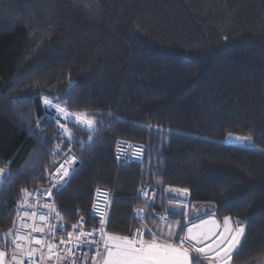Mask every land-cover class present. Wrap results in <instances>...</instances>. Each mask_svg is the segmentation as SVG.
Wrapping results in <instances>:
<instances>
[{
	"label": "trees",
	"instance_id": "1",
	"mask_svg": "<svg viewBox=\"0 0 264 264\" xmlns=\"http://www.w3.org/2000/svg\"><path fill=\"white\" fill-rule=\"evenodd\" d=\"M45 96L93 114L94 138L69 123L62 139ZM119 139L144 144L145 160L120 164ZM66 154L76 166L56 194L64 223L89 217L105 186L109 231L130 234L137 206L150 228L166 211L177 225L227 216L246 230L235 264H263L264 0H0V249L20 190L45 189ZM145 182L151 203L137 197ZM173 201L202 213L171 212Z\"/></svg>",
	"mask_w": 264,
	"mask_h": 264
},
{
	"label": "snow or ice",
	"instance_id": "2",
	"mask_svg": "<svg viewBox=\"0 0 264 264\" xmlns=\"http://www.w3.org/2000/svg\"><path fill=\"white\" fill-rule=\"evenodd\" d=\"M71 84V81H69ZM45 110L50 114L55 113V123L58 125V133L61 138H67L70 143L73 139V132L68 127L69 123L78 126L82 130L89 133V140L94 137L91 133L95 132L97 127L102 123L93 118V114L89 112H73L70 111L65 105L67 101H61L58 97L50 99L45 96L42 98ZM63 119V123L61 122ZM37 120V125L40 123ZM240 142H249L251 137H231ZM57 150L60 145H57ZM76 158L66 154L63 163L55 167L54 172H50L47 176L49 187L39 190V194L52 196V189L60 187L70 176ZM55 165V160L52 161ZM7 173L4 168H0V177L7 178ZM23 193V200L21 203H27L28 198L32 196L26 188L20 190ZM99 191V189H97ZM169 191L175 193H187L188 189L170 188ZM142 195L147 197L148 192L141 190ZM107 195V193H105ZM48 209V213L40 214L38 219L44 222L45 226L37 224L24 223V217H36L37 213H29L25 211L23 216L18 213V219L21 221L20 227L30 229L29 233L20 234L16 225L9 229L4 236L14 237L12 244L14 245L13 253L11 256V264H25V258L31 264L33 257L36 253H40L41 261L45 259L43 249L46 247L48 250L47 258L51 260L55 255L56 259H63L59 256L57 249L60 245H65L66 241L61 238L59 245L54 243L51 239L36 238L31 236V233H44L46 236L50 233L55 235V225L47 224V220L51 214H55L56 218L62 219L59 212L56 211L55 205L45 203L43 205ZM108 203L105 202V210L101 211L94 203L93 208L99 211L100 228L94 229L92 232H85L83 229V217H80V224H73L71 227L77 231L75 239L81 241L85 246H95V255L92 257V264H231L234 254L238 255L243 247V242L246 239L245 225L239 220L234 221L235 227L230 226V218L224 217V229L219 230V226L215 220H202L199 225L193 224L192 227L186 225H178L181 229L187 227V231L183 234L178 233L175 229L169 227L167 231L156 228L153 230L147 224H141L140 228L135 229L131 235H120L109 233L105 230L106 225V209ZM143 210H137L136 218L143 219L141 215ZM164 220V217L160 218ZM211 225V227H205ZM98 232L99 239H96L94 233ZM145 232L149 233V238L145 239ZM67 236L69 242L73 238V233L68 232ZM39 245L40 247H33L32 244ZM64 252L73 254L74 250H80V244H75L72 247H65L62 249ZM19 253V255H17ZM8 253L0 250V264H5ZM82 254L81 259H84ZM72 264H77L75 258ZM86 264V261H85Z\"/></svg>",
	"mask_w": 264,
	"mask_h": 264
},
{
	"label": "built area",
	"instance_id": "3",
	"mask_svg": "<svg viewBox=\"0 0 264 264\" xmlns=\"http://www.w3.org/2000/svg\"><path fill=\"white\" fill-rule=\"evenodd\" d=\"M146 152H147V148L144 144L119 139V140H116V142H115L113 156L120 164L125 165V164H129V163H141V162H143L145 160V157H146ZM49 186L50 185H49V181H48L46 188ZM60 187L52 189V196H50V197L47 195H41L39 193L35 194L34 198L31 200L30 207H27V205L25 203H22L17 208L14 224L16 225V228L19 230L20 234H26V233L30 232V229L20 227L21 221L18 219V213L20 216H23V213L25 211H27L29 213L36 212L37 216L32 217V218L24 217V223L37 224V225H41V226L46 227L44 222H41L38 219V217L40 214L48 213V209L43 206L45 203H48L50 205L54 204L55 208H57L56 194H57V191L59 190ZM97 189H99V191H97ZM142 189H143V191L148 192L147 197L142 195V192H141ZM105 193H107V195H105ZM155 193H156V191L153 188V186L150 183L145 182V183L141 184V186L137 192V197L144 202L151 203L154 200ZM114 199H115V194H114L113 189H111L109 187H105V186H98L95 189L92 205H91V208L89 210L90 216L88 217V216L84 215L83 213L78 212L76 219L73 221V223L71 225L80 224V217H83L84 222H83L82 227L85 230V232H92L94 229L98 230L100 228V216H99V211H95L93 208V205L95 203L99 210L104 211L105 210V202H107L108 207L106 209L105 230L107 232H109L108 223H109V218H110L112 204H113ZM138 209L143 210L141 215L144 218L142 220L136 218V212ZM145 215H146L145 209L142 206H137L135 209V215H134L135 220L137 221V224L132 228L130 235L132 234V232L135 229L141 227V224L145 220ZM47 224H51V225L56 226L54 236H52L50 233L46 236L44 233H39V232L31 233V236H34L36 238L51 239L54 243H56L58 245H59L60 239L63 238L66 241V244L60 245L59 248L57 249V251L59 252V256L62 257L63 259L57 260L55 255H54L53 258L51 260H49L47 258L48 250L45 247L43 249V252L45 254V259L43 261H41L40 253H36V255L33 257L32 261H31V264H72L73 258L76 259L77 264H85V261H86V264H92V257L95 255V250H94L95 246L94 245L91 247L85 246L82 243V241L85 238H81V241H77L75 239V237L77 235L78 230H74L71 227V225L64 223L60 219L58 220L54 213L49 216V218L47 220ZM68 232L73 233V238H72L71 242H69V238L67 236ZM94 235L96 236V239H99L98 232L94 233ZM13 238L14 237L10 238V243H9L8 249L6 250L8 255L6 257L5 264H11V256H12L13 249H14V245L11 242ZM144 238H146V232H145ZM75 244H80V250H74V256H73V254L66 253L62 250L66 246L72 247ZM32 246L37 247V248L40 247L39 245H35L34 243L32 244ZM82 254H86V255H84L83 260L81 259ZM17 255H19V253H17ZM25 264H29V261L27 260V258H25Z\"/></svg>",
	"mask_w": 264,
	"mask_h": 264
},
{
	"label": "crops",
	"instance_id": "4",
	"mask_svg": "<svg viewBox=\"0 0 264 264\" xmlns=\"http://www.w3.org/2000/svg\"><path fill=\"white\" fill-rule=\"evenodd\" d=\"M1 168V167H0ZM2 178L3 177H0V182H1V180H2ZM186 205V203L185 202H183V201H173L171 204H170V209H169V211H171V212H181V211H187L186 213H189V210L186 208V209H184V206ZM174 206H177L178 208H179V210H174L172 207H174ZM168 214L169 213H167V211L166 212H164L162 215H160L159 216V218H161V217H164L165 219L164 220H161L162 222H160V223H158V227H153L152 229L153 230H155L156 228H160V229H162V224L164 225V229H165V227H167L168 225H170L171 226V228H174L175 227V225L177 224V223H170V222H168L167 221V217H168ZM194 214H195V211L193 210L192 212H190L189 213V216L191 217V216H194ZM170 215V214H169ZM188 220V221H187ZM184 222V225L185 224H188L187 225V227H189V226H191L192 224H194V223H196V222H198V221H191V218L190 219H186V221H183ZM182 222V223H183ZM187 227H185L184 229H181L180 227H177V232L178 233H180V234H183V232H186L187 231ZM163 229V230H164ZM109 233H115V234H120V233H117V232H112V231H109ZM120 235H130V234H120ZM149 238V233H147L146 234V238L145 239H148ZM0 250H2V249H0ZM5 251V250H4ZM205 264H207V262H205ZM231 264H235V261H234V258H233V261L231 262ZM263 264H264V261H263Z\"/></svg>",
	"mask_w": 264,
	"mask_h": 264
},
{
	"label": "rangeland",
	"instance_id": "5",
	"mask_svg": "<svg viewBox=\"0 0 264 264\" xmlns=\"http://www.w3.org/2000/svg\"><path fill=\"white\" fill-rule=\"evenodd\" d=\"M61 121L62 122H64L63 121V119H61ZM231 137H238V136H233V135H231ZM228 141H230V142H237V143H240V141H237V140H235V139H229V136H228ZM75 166L76 165H73V169L75 168ZM72 169V170H73ZM55 171V170H54ZM53 171V172H54ZM34 198V195L33 196H31V197H29L28 198V201H27V203H26V205H27V207H30V204H31V200ZM155 198H156V193H155V197H154V200L153 201H155ZM174 210H179V208L177 207V206H174V207H172ZM187 209L189 210V213L190 212H192L193 210L195 211V214H194V216H199L202 212L200 211V210H196V209H191L190 207H187ZM156 227H158V225L156 226ZM169 227H171L170 225H168L167 227H165V229H164V225L162 224V229H164V231H167V229L169 228ZM177 227H178V225L176 224L175 225V227L173 228V229H175V230H177Z\"/></svg>",
	"mask_w": 264,
	"mask_h": 264
},
{
	"label": "water",
	"instance_id": "6",
	"mask_svg": "<svg viewBox=\"0 0 264 264\" xmlns=\"http://www.w3.org/2000/svg\"><path fill=\"white\" fill-rule=\"evenodd\" d=\"M172 195H174V196H176V197H178V198H186L187 197V195L185 194V193H175V192H170ZM230 218V226H232V227H235V224H234V221L232 220V218L231 217H229ZM215 220L216 222H217V225L219 226V230L220 231H223V229H224V227H225V225H224V219L223 220H220V219H218V218H216V217H209V218H206V219H204V220ZM201 221L202 220H200V221H198V222H196V223H194V224H197V225H199L200 223H201ZM193 225V224H192ZM192 225L191 226H189V227H192ZM205 227H211V225H207V226H205Z\"/></svg>",
	"mask_w": 264,
	"mask_h": 264
}]
</instances>
